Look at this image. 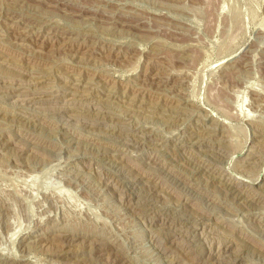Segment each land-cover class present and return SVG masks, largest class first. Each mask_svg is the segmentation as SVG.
Returning a JSON list of instances; mask_svg holds the SVG:
<instances>
[{
	"label": "rangeland",
	"instance_id": "374dc122",
	"mask_svg": "<svg viewBox=\"0 0 264 264\" xmlns=\"http://www.w3.org/2000/svg\"><path fill=\"white\" fill-rule=\"evenodd\" d=\"M0 264H264V0H0Z\"/></svg>",
	"mask_w": 264,
	"mask_h": 264
}]
</instances>
